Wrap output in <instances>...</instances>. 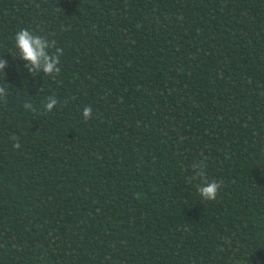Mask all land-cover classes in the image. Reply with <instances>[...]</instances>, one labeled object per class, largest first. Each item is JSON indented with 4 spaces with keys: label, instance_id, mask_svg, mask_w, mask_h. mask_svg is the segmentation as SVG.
<instances>
[{
    "label": "trees",
    "instance_id": "1",
    "mask_svg": "<svg viewBox=\"0 0 264 264\" xmlns=\"http://www.w3.org/2000/svg\"><path fill=\"white\" fill-rule=\"evenodd\" d=\"M0 59V264H264V0H0Z\"/></svg>",
    "mask_w": 264,
    "mask_h": 264
},
{
    "label": "clouds",
    "instance_id": "2",
    "mask_svg": "<svg viewBox=\"0 0 264 264\" xmlns=\"http://www.w3.org/2000/svg\"><path fill=\"white\" fill-rule=\"evenodd\" d=\"M15 43L20 50V58L32 65L29 69L30 72L42 71L54 77V74H58L61 71L58 65L60 64V56L63 54V49L56 47L55 41H49L45 36L35 34L25 28L16 33ZM50 49H54V51H49ZM4 63L5 61L0 59V69H3ZM3 92L4 87L0 86V93ZM57 103L58 101L54 96H49L45 104V110L51 112ZM24 107L33 112L36 111L31 103L25 102ZM91 114V106L85 107L83 110L85 121L91 118ZM11 138L17 141L14 147L19 148L18 138L15 136ZM193 167L198 170L193 171L194 176L190 177V179L202 181V183L197 185L198 192L205 200H215L222 183L216 180H208L206 162L204 160H201L200 165H193Z\"/></svg>",
    "mask_w": 264,
    "mask_h": 264
}]
</instances>
